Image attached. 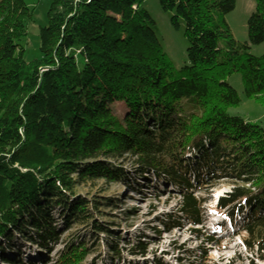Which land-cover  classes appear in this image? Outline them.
Listing matches in <instances>:
<instances>
[{
    "label": "trees",
    "instance_id": "trees-1",
    "mask_svg": "<svg viewBox=\"0 0 264 264\" xmlns=\"http://www.w3.org/2000/svg\"><path fill=\"white\" fill-rule=\"evenodd\" d=\"M144 2L51 0L41 57L27 62L22 42L34 13L24 0H0L3 264H87L94 235L116 237L106 214L119 196L113 201L98 182L133 179L130 186L138 187L133 176L150 174L180 192L183 217L169 216V230L182 227L183 218L204 226L207 200L195 192L213 179L234 180L217 208L231 222L235 213L243 217L245 247L264 253V128L229 113L241 99L227 82L241 75L246 98L264 105V54L249 52L264 45V0H255L246 44L226 20L236 0H159L185 24L189 46L180 69L166 59ZM194 153L205 167L192 178ZM126 157L133 170L119 162ZM75 227L91 236L75 237ZM63 229L70 232L63 236ZM16 235L48 254L60 239L62 245L52 261L10 259L5 252ZM139 245L134 250L145 253ZM106 246L119 255L114 241Z\"/></svg>",
    "mask_w": 264,
    "mask_h": 264
},
{
    "label": "rangeland",
    "instance_id": "rangeland-1",
    "mask_svg": "<svg viewBox=\"0 0 264 264\" xmlns=\"http://www.w3.org/2000/svg\"><path fill=\"white\" fill-rule=\"evenodd\" d=\"M24 2L34 13V19L27 27V37L22 42L25 60L30 62L41 57L40 30L48 25L51 0H24ZM255 6V0H236L234 11L226 17L234 38L242 44L249 42L247 22L255 11ZM143 7L155 22L153 28L160 39L166 59L175 68H182L187 63L186 50L189 46L184 37L183 20L176 18L174 22V14L165 12L159 0H145ZM249 52L253 56L260 57L264 54V45L250 46ZM227 82L237 91L241 99L240 105L231 108L229 113L264 128V105L246 98L242 76L234 74L227 78ZM113 108L119 115L126 112L122 103L115 104ZM200 157H195L194 153L190 160L192 178L205 167L199 164ZM133 160L132 157H126L119 162L124 164V168L133 170L131 168ZM194 167H198V170ZM133 178L137 181L138 187L130 186L133 179L126 183H107L102 180L98 182L103 189L111 193L109 196L112 195L113 201L119 196L116 206L113 203L106 214L108 218H111L109 221H113L108 223H113L109 226H114L112 228L116 237L106 238L103 234L94 235L91 239L93 240L92 254L85 260L87 264H156L158 261L161 264H264V253L260 254L256 250L249 251L243 243L242 236L239 235L243 217L235 213V222H231L225 218V211L217 208V199L230 194L236 186L234 180L213 179L202 190L195 192L197 196L207 200L204 205L206 208L204 226H193L183 218L179 221L182 227L169 230L165 224L169 216L183 217L179 211L181 207L179 190L151 174L145 175L143 180L135 175ZM86 190L88 189L80 188L79 192L85 194ZM60 213L59 209L54 211L57 218ZM211 218L218 220L219 224L212 223ZM58 224L61 226L60 222ZM195 229H199L200 232L196 233ZM68 231L69 229H63L62 235H67L70 232ZM31 233L34 232L31 231ZM71 233L75 237L82 238L85 233L88 234L87 237L91 236L92 232H84L82 227H75ZM16 239L13 249L5 252L6 257L23 259L26 262L41 261L44 257L52 261L55 252L59 251L62 245L60 239V244L54 247L51 254H48L19 235H16ZM112 241L120 250L119 255L115 257L111 256L112 252L106 246ZM140 241L145 243L147 248L145 253L134 250L135 247L138 249L141 247ZM98 243L99 250L96 248ZM0 264H3L2 260Z\"/></svg>",
    "mask_w": 264,
    "mask_h": 264
},
{
    "label": "bare ground",
    "instance_id": "bare-ground-1",
    "mask_svg": "<svg viewBox=\"0 0 264 264\" xmlns=\"http://www.w3.org/2000/svg\"><path fill=\"white\" fill-rule=\"evenodd\" d=\"M212 223H214V222H212Z\"/></svg>",
    "mask_w": 264,
    "mask_h": 264
}]
</instances>
